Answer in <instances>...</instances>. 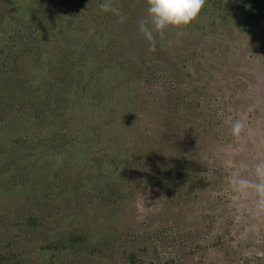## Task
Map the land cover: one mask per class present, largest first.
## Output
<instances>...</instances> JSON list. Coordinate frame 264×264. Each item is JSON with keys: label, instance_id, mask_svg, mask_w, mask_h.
<instances>
[{"label": "rangeland", "instance_id": "rangeland-1", "mask_svg": "<svg viewBox=\"0 0 264 264\" xmlns=\"http://www.w3.org/2000/svg\"><path fill=\"white\" fill-rule=\"evenodd\" d=\"M113 5L124 22L108 14L143 76L132 93L121 88L119 110L93 147L121 162L116 170L105 163L91 181L81 171L86 152L75 153L85 186L74 182L61 195L57 188L48 208L33 206L37 185L52 183L56 157L45 155L28 184L0 193V214L25 209L20 218L48 220L40 241L12 247L27 245L32 264H264V213L229 183L234 174L252 178L264 161V7L246 22L241 0H206L190 25L156 34L150 51L138 28L146 0ZM111 182L118 202L104 206ZM73 231L85 250L68 246Z\"/></svg>", "mask_w": 264, "mask_h": 264}, {"label": "trees", "instance_id": "trees-1", "mask_svg": "<svg viewBox=\"0 0 264 264\" xmlns=\"http://www.w3.org/2000/svg\"><path fill=\"white\" fill-rule=\"evenodd\" d=\"M103 2L0 0V193L28 184L31 172L50 154L56 157L52 183L44 188L37 185L33 200V206L40 202L49 208L57 188L61 195L74 182L85 186L81 171L94 181L105 163L116 170L121 162L114 153L93 146L101 142L103 127L119 110L121 88L128 85L132 93L130 83L143 75L134 58L126 56L128 35L116 32L121 24L101 12ZM241 2L246 22L252 14L257 19L264 7V0ZM81 150L89 160L79 171L74 154ZM106 188L100 203L116 204V185L111 182ZM24 214L25 209L0 214V242H4L0 264H32L27 245L13 248L12 244H36L48 220L20 218ZM74 232H69L68 246L76 243L85 250L84 237Z\"/></svg>", "mask_w": 264, "mask_h": 264}, {"label": "clouds", "instance_id": "clouds-1", "mask_svg": "<svg viewBox=\"0 0 264 264\" xmlns=\"http://www.w3.org/2000/svg\"><path fill=\"white\" fill-rule=\"evenodd\" d=\"M147 15L138 22L139 32L149 42L150 51L156 50V34L163 37L167 29H182L195 21L206 4V0H146ZM101 12H111L118 17V22L125 20L121 10L113 5V0H104L99 5ZM183 31L177 35L182 36ZM243 125L239 121L232 125V135L239 137ZM229 183L232 189L241 195L254 197V205L258 214L264 213V161L254 166L252 178L234 174Z\"/></svg>", "mask_w": 264, "mask_h": 264}]
</instances>
